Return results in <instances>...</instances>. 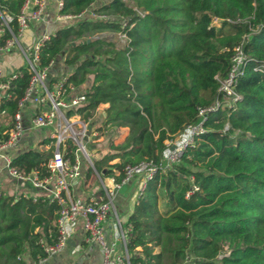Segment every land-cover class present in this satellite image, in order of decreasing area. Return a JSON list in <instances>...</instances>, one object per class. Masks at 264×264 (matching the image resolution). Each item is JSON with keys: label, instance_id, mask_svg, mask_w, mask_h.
Masks as SVG:
<instances>
[{"label": "trees", "instance_id": "obj_1", "mask_svg": "<svg viewBox=\"0 0 264 264\" xmlns=\"http://www.w3.org/2000/svg\"><path fill=\"white\" fill-rule=\"evenodd\" d=\"M22 2L0 0V21L8 14L13 33ZM80 11L87 16L62 22L40 44L36 67L62 54L65 82L87 81L74 110L82 118L106 103L89 141L106 140L90 151L88 172L119 181L127 164L161 162L165 141L217 101L178 160L137 192L124 221L128 264H264V0H61L58 10ZM237 43L245 59L233 100L217 85ZM16 71L3 101L11 117L30 77L25 64ZM41 143L47 148L13 152L9 164L43 176L53 145ZM65 146L72 158L74 144ZM59 207L45 194L1 193L0 264H27L25 251L42 258L39 239L55 240Z\"/></svg>", "mask_w": 264, "mask_h": 264}, {"label": "built area", "instance_id": "obj_2", "mask_svg": "<svg viewBox=\"0 0 264 264\" xmlns=\"http://www.w3.org/2000/svg\"><path fill=\"white\" fill-rule=\"evenodd\" d=\"M45 4L46 0H23L16 15L18 25L16 33H13L8 25L11 17L6 13L1 15L0 35L5 32V29L9 32V35L0 39V52L8 50L17 43L21 29L29 22L40 21L44 25L50 22L45 13ZM56 7L57 10L52 20L59 22L69 21L87 14L84 11L78 13L58 12L61 7V0H57ZM88 12L92 16L104 17L103 14H94L90 10ZM212 22L218 24L219 19L213 17ZM52 31L43 29L33 44L23 52L25 65L30 71V77L22 94L16 100V109L12 114L11 126L7 130L1 131L0 156L3 158L4 168L8 176L17 181L28 180L35 187L47 189L50 192L49 197L54 198L60 205L56 218L55 240L47 243L42 238L39 239L45 255L55 252L65 245L74 223L77 219H80L85 241L94 243L99 248L101 255L99 264H128L126 243L130 226L123 223L111 207L114 189L135 174L141 175V184L143 185L144 181L152 176L157 167L165 168L172 162L177 161L182 149L192 143V135L203 130L202 120L208 110L217 105V101L213 105L197 108L198 120L187 124L181 130L184 134L179 140L166 141L165 149H167L161 162L155 164L151 160H143L132 165L127 164L124 167L123 177L119 181H113L112 186L105 189V195L102 198L89 196L84 201L65 200L62 194L63 191L67 189L68 182L80 173L79 156L87 157L83 138L88 136V133L85 120L81 118L79 113L74 112L78 106L85 102L83 90L66 83V75L53 80L49 79L50 75H54L49 73L54 60H50L47 66L36 67L38 47L49 38ZM244 59L245 54L240 43L235 44L229 57L228 69L225 75L218 79L217 91L222 93L223 97H232L233 100L238 97L234 91V84L241 72ZM17 75L19 73L16 70L8 74H3L0 71V115L5 112L3 101L9 96L8 87L11 84L10 82ZM27 102H33L37 106L34 113L29 117L28 127L51 126L53 128L50 134L53 149L46 162L47 173L43 176H39L35 171L26 174L20 173L9 164L10 155L6 151L16 144L25 129L21 120V108ZM67 110L73 112L67 113ZM65 139H69L74 144L71 151L72 158L69 157L66 149ZM51 179L52 184L49 186L48 183ZM195 188L196 186H193V189ZM1 193L4 194L0 191ZM111 208L113 212L112 221L110 232L107 234L104 220ZM40 260L41 258L38 259V261Z\"/></svg>", "mask_w": 264, "mask_h": 264}, {"label": "crops", "instance_id": "obj_3", "mask_svg": "<svg viewBox=\"0 0 264 264\" xmlns=\"http://www.w3.org/2000/svg\"><path fill=\"white\" fill-rule=\"evenodd\" d=\"M57 0H46L45 4V13L50 19V22L46 25L42 24L40 21H31L23 29H21L17 43L10 47L4 52H0V71L3 74H8L18 67L25 64L24 51L28 49L38 35L43 29L54 30L59 25H62V22L52 20L53 15L57 10L56 7ZM62 55V54H61ZM61 55L57 56L52 66L49 69V73L54 74L55 76H63L62 74L65 71L71 69L70 66L64 65L62 62ZM87 81L84 82L86 85ZM83 85V86H84ZM83 86L78 87L83 90ZM106 106V103H100L94 110V114L91 118L86 117L82 118L87 123L86 125L94 126L96 125L102 115V109ZM37 106L33 102H27L21 108V120L25 127L20 138L17 140L16 144L6 150L11 156L13 152L24 150L28 147L36 149H45L47 144L41 143L45 138L50 140V134L53 131L51 126L47 127H28L29 117L34 113ZM75 112V111H74ZM12 124V117L8 114L5 107V112L0 115V129L7 130ZM86 126V131L88 136L84 137V145L87 152V157L80 155V173L77 177L71 179L67 184V189L63 191L65 200H79L84 201L89 196L102 198L104 197L105 189L110 188L113 184V180L108 176H101L95 170L88 172L86 165H91L90 151L102 147L105 143V136L99 135L96 137L93 144L88 143L89 139L96 135V130H93L91 127L88 129ZM49 128L48 132L41 134V129ZM124 132L120 134L115 141L122 138ZM184 132H178L173 138L172 141H177L183 136ZM97 141V142H96ZM167 141V140H166ZM165 141V143H166ZM167 149V148H166ZM166 149L162 153V159L165 157ZM85 161V162H84ZM96 179L97 183L93 184L91 181L93 176ZM52 179L49 181L48 185L51 186ZM141 175L135 174L130 177L126 182L121 183L119 187L114 189L113 196L111 198V207L115 213L119 216L120 220L124 223L125 216L128 211L131 209L132 204L137 196V192L142 188L141 187ZM143 186V185H142ZM0 191L5 194H12L18 196L19 194H28L32 196L37 195H50V192L44 188H38L33 186L28 180L17 181L7 175L4 168L3 158L0 156ZM112 208L109 210L104 223L107 234L110 232V223L112 221ZM81 220L77 219L73 225L71 232L68 235L65 245L50 254L44 255L40 261L34 262L29 257L28 253L25 251L22 253L21 257L27 264H99L100 263V251L96 244L86 242L84 239V233L81 228Z\"/></svg>", "mask_w": 264, "mask_h": 264}, {"label": "rangeland", "instance_id": "obj_4", "mask_svg": "<svg viewBox=\"0 0 264 264\" xmlns=\"http://www.w3.org/2000/svg\"><path fill=\"white\" fill-rule=\"evenodd\" d=\"M121 39H118L116 42H115V45L116 46H118L119 44H121ZM68 72H69V70L68 71H65V72H63L62 74H68ZM59 76H56V78H58ZM94 116H95V114H94ZM87 124V123H86ZM87 127L89 126V125H86ZM90 127H92V126H90ZM90 127H88V129H90ZM48 130H49V128H43V129H41V134H45L46 132H48ZM98 139H99V137H98ZM97 142V141H96ZM88 143H90V141L89 142H87V144ZM82 154V153H81ZM85 162V161H84ZM86 165V167H87V164H85ZM93 176V175H92ZM92 182H93V184H96L97 183V181H96V179L94 178V176H93V179L91 180ZM98 184V183H97Z\"/></svg>", "mask_w": 264, "mask_h": 264}, {"label": "water", "instance_id": "obj_5", "mask_svg": "<svg viewBox=\"0 0 264 264\" xmlns=\"http://www.w3.org/2000/svg\"><path fill=\"white\" fill-rule=\"evenodd\" d=\"M62 53V52H61Z\"/></svg>", "mask_w": 264, "mask_h": 264}]
</instances>
